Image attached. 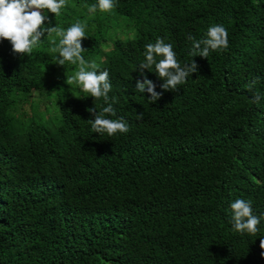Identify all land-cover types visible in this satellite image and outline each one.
<instances>
[{
  "label": "trees",
  "instance_id": "obj_1",
  "mask_svg": "<svg viewBox=\"0 0 264 264\" xmlns=\"http://www.w3.org/2000/svg\"><path fill=\"white\" fill-rule=\"evenodd\" d=\"M115 2L90 15L97 0H67L45 25L86 22L82 55L109 72L116 116L105 115L123 118L124 134L92 132L87 109L107 105L65 83L78 67L54 62L49 36L28 56L0 39V264H264V221L241 234L230 209L244 199L264 213V0ZM119 19L133 35L110 39ZM214 24L226 50L193 57L197 72L175 91L145 69L162 92L153 103L135 90L146 44L162 38L190 63L186 37Z\"/></svg>",
  "mask_w": 264,
  "mask_h": 264
},
{
  "label": "clouds",
  "instance_id": "obj_2",
  "mask_svg": "<svg viewBox=\"0 0 264 264\" xmlns=\"http://www.w3.org/2000/svg\"><path fill=\"white\" fill-rule=\"evenodd\" d=\"M67 6V0H0V39H6L11 44L12 54L31 55L33 50L40 44L45 35L49 36L51 53H55L54 62L58 65H76L78 70L68 75L65 79L67 85L77 87L85 96L93 99H103L107 106L102 107L97 113L95 106L87 111L94 118L89 119L92 132L108 137L124 134L129 131V125L123 118L109 119L106 115L116 116L113 104L110 103L109 92L112 85L107 70H95L98 65L93 61H86L82 55L86 49L82 46V40L87 38L86 22L77 20L67 29L57 26L46 27L48 20L46 12L55 16L60 15L61 9ZM88 13L111 12L116 7L115 0H97V3L87 5ZM55 33L53 37L52 34ZM58 38V43H57ZM191 41L189 55L191 62L181 65L176 57L171 43H165L162 38H157L155 43L145 45L144 60L135 68L144 77L137 79L135 90L144 93L150 103L157 101L162 92H157L156 84L148 79L144 70L154 71L156 76L163 81L159 87L164 91H175L179 85L186 83L192 73L197 72L198 64L193 59L195 56L207 58L212 51H224L229 47L228 31L221 24L210 26L204 37L197 40L189 34L186 37ZM159 58V59H158ZM91 69V70H89ZM256 81H251L247 88L252 90ZM259 93H254L252 103H259ZM143 113H137V119H142ZM232 211L231 222L236 232L255 235L258 225L264 221V213L259 216L253 214L252 201L236 199L230 204ZM261 257H264V239L260 240Z\"/></svg>",
  "mask_w": 264,
  "mask_h": 264
},
{
  "label": "rangeland",
  "instance_id": "obj_3",
  "mask_svg": "<svg viewBox=\"0 0 264 264\" xmlns=\"http://www.w3.org/2000/svg\"><path fill=\"white\" fill-rule=\"evenodd\" d=\"M108 35H109L110 39H113V38L126 39V38L131 37L133 35V32L130 28V23L128 21L126 22L123 19H119L118 24L111 26L108 29ZM19 95H20L19 92H14L12 94L14 99L18 98ZM38 96H39L38 93H33L31 95L32 98H36ZM31 100H33V99H31ZM19 103H20L19 101H18V103L16 101L14 106L16 104L19 105ZM26 105L29 106L28 104H26ZM40 108H43V106H40ZM11 112H12V110H10V113ZM11 114H13V116H14V122H15L14 129L17 131H20L22 128H25V125H26L25 117H23L21 115H15L14 113H11ZM42 114H43V120L41 121V123L46 125V126L51 127L52 125L50 123L55 122V119L53 117H50L47 115V110H43ZM57 116H58V114H57Z\"/></svg>",
  "mask_w": 264,
  "mask_h": 264
}]
</instances>
